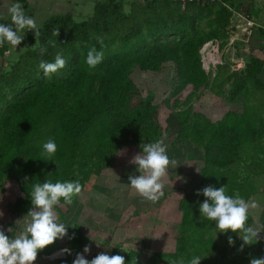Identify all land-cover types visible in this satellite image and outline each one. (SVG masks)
Instances as JSON below:
<instances>
[{"label":"trees","instance_id":"1","mask_svg":"<svg viewBox=\"0 0 264 264\" xmlns=\"http://www.w3.org/2000/svg\"><path fill=\"white\" fill-rule=\"evenodd\" d=\"M253 2L219 0L182 6L177 0H143L127 4L126 11L122 0H96L87 18L75 22L68 15H55L39 27V36L31 31L23 34L24 52L15 62L6 60L9 44L0 47V57L7 62L0 71V190L9 182L18 193L10 211L27 215L32 185L37 182L78 181L84 190L91 177L113 166L119 151L139 152L143 144L167 134V126L163 129L159 121L160 110L166 109L168 118H175L179 126L172 147L188 144L201 155L196 186L175 190L183 199L177 204L181 216L174 252H151L141 261V252L122 251L116 244L110 256H124L125 264H134L135 259L136 264H168L181 257L187 264L193 255L201 256V264H235V256L249 260L262 252L261 240L238 252L242 241L235 234L217 233L215 223L199 214L205 198L196 194L210 185H226L228 195L238 194L249 202L262 195L264 110L256 94L264 92V61L248 57L244 67L229 70L215 62L213 50V68L206 70L201 55L204 44L226 37L235 4H248L250 14ZM97 37L103 38L102 45ZM48 41H55V46ZM40 45L47 46L43 56ZM91 46L104 52L94 69L85 63ZM57 53L66 66L46 77L39 62H53ZM165 67L172 70L169 93L155 102L131 75L135 70L158 73ZM205 91L214 92L219 105L227 107L217 121L195 108ZM49 138L58 145L51 161L41 155ZM75 200L71 205L61 200L55 208L60 218L69 214ZM251 222L249 216L248 225ZM67 233L65 240L78 251L84 239L80 226L68 225ZM228 235L236 241L234 247L228 245ZM56 247L55 241L38 257L49 259ZM69 260L66 256L60 263Z\"/></svg>","mask_w":264,"mask_h":264},{"label":"rangeland","instance_id":"2","mask_svg":"<svg viewBox=\"0 0 264 264\" xmlns=\"http://www.w3.org/2000/svg\"><path fill=\"white\" fill-rule=\"evenodd\" d=\"M68 1H70V7L66 4V6L63 5L61 9H58L60 13L51 11V7L49 6V9L45 8L43 13H40L38 16H35L30 10V16L35 18L37 24L41 27L43 24L42 20H47L55 15L68 14L76 22L93 14L96 0ZM122 1L126 11H128L127 4L143 2V0ZM37 11H40V9H37ZM25 33L21 34L23 35ZM24 47L23 42L17 46L16 50L9 45L8 56L6 58L7 62H15L24 52ZM211 67L210 64L209 70ZM171 71L170 67H165L158 73H145L135 70L131 76L139 89L150 92L154 97V101L159 102L169 93ZM223 89L226 90L227 85H224ZM219 98L216 97L214 92L205 91L195 104V108L211 121H217L227 111V107H221L219 105ZM256 100L257 104L259 106L262 105L264 110V92H258L256 94ZM159 121L163 129L165 126L168 128L167 134H164L160 140L167 146L170 159H176L180 165L175 170L170 168L168 177L163 181L165 185L163 193H165V196L168 195L165 199L160 198L158 202L153 204L140 197L135 190L128 186V176L130 174L139 175L136 171V166L129 163L132 157L139 152L134 148H128L122 150L124 155H120L119 152L121 151L116 154L113 160V166L110 169L103 171L96 178L94 176L91 177L85 185L84 190L76 196L75 203L66 217L60 218L57 214L59 222L65 225L85 222L81 229L84 239L79 253L83 252L85 245L90 246L91 251L86 256V259L91 260L101 252H107L109 254L110 249H112L109 243L117 244L122 249H132L130 247H133L134 249L142 250L144 254H148L149 252L146 251L151 241H145L141 237L144 234H142L144 228L156 229L159 233H155L159 235H165L167 233V237L171 234L175 236L177 224L180 220V212H177L176 204L181 195L180 192H175V190L181 188L189 190L193 185L195 186L197 184L200 179L198 170L201 167V155L199 150L188 144L172 147L179 126L175 118H168V111L166 109L160 110ZM173 189L174 191H172ZM17 196L18 193L15 187L11 183L6 182L3 190H0V213H3L0 216V225L7 224L12 226L13 221L18 228L22 229L25 226V222L29 217L14 216L9 209L10 204H12ZM166 200L169 202L168 204L165 203L166 205L170 204L172 206L174 203L176 210H174V213L168 211L171 208L169 209L164 206ZM159 218L165 220L164 224L156 225L155 221H161ZM118 224L128 225L131 231L127 232V228L123 227L125 230L121 232V229H123L120 228L121 226L116 230H112ZM125 232H127L128 238L123 237ZM138 238L142 242H139ZM57 241L61 245V249L67 248L69 245L65 237ZM67 256L71 258L70 255ZM143 258H146V255H143Z\"/></svg>","mask_w":264,"mask_h":264},{"label":"clouds","instance_id":"3","mask_svg":"<svg viewBox=\"0 0 264 264\" xmlns=\"http://www.w3.org/2000/svg\"><path fill=\"white\" fill-rule=\"evenodd\" d=\"M9 17L10 23H0V47L6 43L11 45L14 50L24 40L25 33L31 31L35 37L39 36V25L35 18L26 14L23 4L2 0L0 2V18ZM53 35H59V28L54 29ZM97 42L102 45V37H97ZM55 46V41L47 42ZM23 49V48H22ZM21 50V49H20ZM47 52L46 45L39 46L41 56ZM104 58V52L95 46L88 48L85 63L89 69H94ZM67 61L61 53H57L53 62L41 60L39 69L46 77L57 73L66 66ZM41 155L51 161L58 150V145L54 138H49L42 146ZM124 155V152H119ZM129 163L136 166L139 175L128 176V186L135 192L153 204L158 202L163 196L164 179L169 175V169L175 170L179 165L178 161L169 157L167 146L162 140L146 143L140 146L138 154L134 155ZM180 179V177H178ZM82 191V185L78 181L57 180L52 182L46 180L43 184L37 182L32 185L30 200L32 207L27 213L29 219L25 222L22 232L10 238L4 230H0V264H34L38 253L47 246L52 245L56 240L63 239L68 235L64 223L59 222L55 208L60 205L61 200L67 205L73 203L74 197ZM205 199L199 205V214L205 219L215 223L217 233L235 234L242 241L238 252H243L245 246H252L264 239L260 234L264 233V227L249 226L247 221L251 209L257 208L258 202L255 200L246 201L238 194L228 195L226 185L219 188L208 186L196 193ZM183 199L182 196H179ZM3 213H0L2 216ZM12 229H8L11 232ZM73 239V236H69ZM227 243L234 247L236 241L232 235L227 236ZM90 246L85 245L82 253H76L73 264H125V257L122 255H108L101 252L93 259L88 260L86 256L90 253ZM62 254H71V250L64 248ZM63 258V257H62ZM201 256L193 255L187 264H201ZM132 264V261H131ZM134 264H136V259ZM168 264H185L183 257L170 260ZM249 264H264V256L252 257Z\"/></svg>","mask_w":264,"mask_h":264},{"label":"crops","instance_id":"4","mask_svg":"<svg viewBox=\"0 0 264 264\" xmlns=\"http://www.w3.org/2000/svg\"><path fill=\"white\" fill-rule=\"evenodd\" d=\"M0 2H2V0H0ZM10 2H13V3L19 2V3L23 4L25 11H26V14L29 16L31 14L30 10H31V12H33L35 14V16H38V15H40V13H43V10L45 8L49 9V6L51 7V11H56L58 13H60V11L58 9L59 8L61 9L63 5L64 6L68 5L70 7V5H69L70 1H68V0H10ZM37 9H40V11H37ZM232 9H233L232 18H231L232 28H230L226 37L223 40L219 41L220 42L219 51L224 52L226 49V50H228L227 52L230 55L232 54L233 57H235L236 59L242 60V66L238 69H233V70H239L242 67H244L246 63H248V57H255L261 61H264V34L262 33V29L264 31V0H254L253 5H252V9L250 10V14L247 13L248 4H241V5L235 4V7ZM233 12H235V13H233ZM237 14H240L242 16H246V18L248 19L247 21L252 22V26L250 27V30H249L250 33L249 34L243 31V29H242L243 25H242V22L240 20L241 18L239 19ZM66 15H68V14H66ZM45 21L46 20H42V23H44ZM0 23H10V18L7 16L2 17V18H0ZM234 37H237V39H234ZM232 40H233V43L230 44L229 41H232ZM231 51H232V53H231ZM7 56H8V52H7L6 57ZM6 66H7L6 60H4L3 58L0 57V71L3 70L4 68H6ZM223 66L227 67L226 65H223ZM228 69L232 70L229 67H228ZM262 80L264 81V69L262 72ZM193 187H194V185H193ZM183 190H188V189L183 188ZM175 192H177V191H175ZM167 196L168 195H166L165 197H161V198L165 199ZM170 196H172V194H170ZM255 201L258 202L259 206L255 209L250 210L249 216L251 217L252 222L250 223L249 226L264 227V188L262 189V195L259 196L258 198H256ZM165 203L168 204L169 202L166 200L164 202V206L169 208V209L171 208V210H168V211L174 213V210H175L174 203L172 206H170V204L166 205ZM177 204H176V209H177ZM177 212H179V211L177 210ZM12 215L21 216V215H16L13 213H12ZM133 218H137V217H133ZM164 221L165 220H161L159 222L155 221V222H156V225H162V224H164ZM84 223H81V224L77 223V225H79L80 228L82 229L84 226ZM178 224H177V228H178ZM68 225H71V224H68ZM68 225H66V226H68ZM143 225H145V224H143ZM119 226H121L120 228H123V227L127 228L126 229L127 232L131 231L129 229L128 225L125 226L123 224H118V226L115 225V227L112 230L118 229ZM24 227L22 229L18 228L16 226V223H14L12 221V226L7 225V224H3V225L1 224L0 230H4L5 234L9 235L10 238H15L16 235H18L20 232H22L24 230ZM8 229H12V231L8 232ZM124 230H125L124 228L121 229V232ZM127 232H125L123 234L124 235L123 237L128 238V236L126 234ZM155 232L159 233V231H157L156 229L152 230V229H145L144 228L142 230V234L143 233L144 234L143 235L141 234L142 235L141 237L145 241H148V242L151 241V244H150V246L146 252H149V253H151V252H166V253L174 252V235L171 234L169 237H167V235H166L167 233L165 235H162V234L159 235V234H156ZM260 235L262 237H264V233H261ZM144 236H145V238H144ZM138 239H139V242H142V240L140 238H138ZM261 241L264 244V239H261ZM56 244H57V247H56L57 250L55 251V253L59 250H62L61 245L59 244V242L57 240H56ZM109 246L114 247V243H109ZM67 248H69L70 250H72L74 252L73 256L76 255L75 253H79V251H81L80 249L78 251H76V249L71 247V245H68ZM130 248H132V249H122V248L121 249L123 251L133 250V251L141 252V255H140L141 261H146L147 258L149 257V253L144 254V253H142V250L134 249L133 247H130ZM110 252H111V249H110L108 255H110ZM54 254H52V256ZM143 255H146V258H143ZM52 256L49 259H44V258H40L37 256V260L34 262V264H60L59 263L60 260L63 259L64 257H66L67 255H65L63 258H54V259L52 258ZM262 256H264V246H263L262 252H258L257 254H254L252 257L259 258ZM71 258H70L68 264H73V260L75 257L73 259H71ZM251 258H249V260H245V259L241 260L238 256H235L233 261H235V264H249V261Z\"/></svg>","mask_w":264,"mask_h":264},{"label":"built area","instance_id":"5","mask_svg":"<svg viewBox=\"0 0 264 264\" xmlns=\"http://www.w3.org/2000/svg\"><path fill=\"white\" fill-rule=\"evenodd\" d=\"M181 3L182 6H184L185 4H191V3H208V4H216L219 2V0H177ZM233 11V9H232ZM235 13V12H233ZM237 16L239 17V19L242 22V29L244 32L246 33H250V27L252 26V22L251 21H247L248 19L246 18V16H242L240 14H237ZM234 39H237V37H234ZM230 44L233 43L232 41H229ZM219 45L220 42L219 41H215V42H207L206 44H204V46L201 49V55L203 57V63H204V67L206 70H209L210 68V64L212 66V59H211V54L212 51L214 50L216 53V59L215 62L219 65H226L228 66L230 69H238L242 66V60L236 59L235 57H233V55L229 54L225 49V51L220 52L219 51ZM232 53V51H231ZM73 251L71 250V253ZM74 254V252H73ZM73 254H70V256L72 257ZM55 258H62L67 254H62L61 250L57 251L55 254Z\"/></svg>","mask_w":264,"mask_h":264},{"label":"water","instance_id":"6","mask_svg":"<svg viewBox=\"0 0 264 264\" xmlns=\"http://www.w3.org/2000/svg\"><path fill=\"white\" fill-rule=\"evenodd\" d=\"M52 258L54 259L55 258V255H53Z\"/></svg>","mask_w":264,"mask_h":264}]
</instances>
